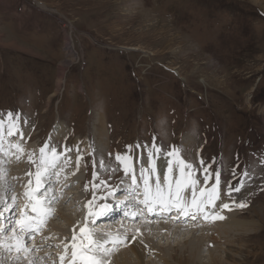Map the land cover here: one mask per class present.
<instances>
[{
  "label": "rangeland",
  "instance_id": "obj_1",
  "mask_svg": "<svg viewBox=\"0 0 264 264\" xmlns=\"http://www.w3.org/2000/svg\"><path fill=\"white\" fill-rule=\"evenodd\" d=\"M9 111L19 114L23 133L22 139L18 133L9 141L19 140L25 151L19 159L14 149L7 156L0 154L7 179L25 169V148L38 156L46 142L57 151L70 149L59 150L63 152L56 169L59 184L70 167L71 150L82 154L79 171L68 179L74 180L51 204L53 214L40 234L27 240L31 251L19 254L16 264L33 256L41 257L34 264H55L63 251L57 245L72 231L55 214L56 207L64 215L72 210V217L85 223L96 219L85 207L93 199L94 160L99 173L95 183L102 179L116 188L128 176L116 154H125L131 145L130 165L144 154L149 166V150L156 163L153 143L162 148L163 156L178 149L199 180L205 175L201 161L211 165L213 175L206 188L216 182L217 169L226 191L229 182L235 188L243 179L241 190L232 196L246 202L244 210L252 212L242 210L241 217L253 215L260 226L221 239L220 245L207 242L206 246H218L215 251L222 260L218 264H264V0H0V113L6 117ZM99 118L102 130L96 128ZM56 128L58 136L49 141ZM25 133H31V141ZM100 134H105L104 142ZM83 144L90 149L86 154L81 151ZM101 159L106 170L99 167ZM171 159L175 162L176 157ZM112 168L118 170L113 173ZM246 171L249 175L242 176ZM30 179L35 181V176ZM14 182L8 181L17 191L10 190L8 196L9 203L13 194L17 196L19 218L25 198L16 193L24 191L26 181L21 176ZM96 193L106 195L103 186ZM123 193L118 191L114 200ZM101 203L107 199L96 200L93 211ZM121 215L108 222L116 226ZM7 217L5 212L4 220ZM138 219L136 225L145 222ZM102 223L91 228L101 227L105 234L114 231ZM197 228L183 232L194 233ZM150 230L144 236L167 251L168 246L182 244L183 233ZM10 233L11 229L4 236ZM35 241L39 244L31 247ZM149 253L144 264H163ZM206 254L201 249V261H207Z\"/></svg>",
  "mask_w": 264,
  "mask_h": 264
},
{
  "label": "snow or ice",
  "instance_id": "obj_2",
  "mask_svg": "<svg viewBox=\"0 0 264 264\" xmlns=\"http://www.w3.org/2000/svg\"><path fill=\"white\" fill-rule=\"evenodd\" d=\"M19 114H13L9 111L6 117L3 113H0V154L7 156L11 150H15L17 159L19 155L24 153L21 142L18 140L16 143L10 141L5 148V142L9 138L19 133L21 139L23 133L19 131ZM26 123V121H25ZM5 125H7V134L5 135ZM155 140V138H153ZM128 152L125 154L117 153L115 159L119 162L120 167L123 169L125 175H129L131 172V183L124 187V181L121 180L120 185L116 188H112L107 184L105 180H100L99 183H95L99 173L96 171V162L93 161L94 171L92 173L93 183L91 185L93 189V199L89 200L85 205L89 210V216H95L97 218L104 217L110 213L113 208H120L123 211L125 218H131L133 220L137 218L144 219L147 222L149 217H170L175 220L179 217H191L193 220L200 216H203L205 220H222L224 217L220 214V211L215 209L216 201L220 199L219 186L221 184V170L217 169L215 172L216 182L212 184L211 188L199 187V181L194 176L192 171L193 165L187 162L185 159L178 155L179 150L173 148L168 152L164 159L161 160L160 170H163L164 161L167 162L168 170L164 172L163 182H161L159 176H157V167L153 160V154L149 150V168L145 169L141 167L140 177L135 175V170L130 167L132 157L129 155L131 152V145L126 146ZM140 145H137L139 148ZM145 148L148 146L145 145ZM152 148L159 154L162 152V148H158L153 143ZM50 149V151H49ZM65 152L70 151L65 147ZM78 153L80 152L77 147ZM63 153H58L56 147L50 146L48 142L39 149V156L29 154V160L35 164V172L27 173L28 176H35V186L33 187V181L28 180L27 185L24 187L22 195L25 198V204L20 209L19 218L16 217L14 209L17 207V196L13 194L11 196V203L8 200V192L11 190L7 181L6 169L0 167V207L4 208L3 212H0V219L4 218L5 212L11 214L7 217V223H0V234L7 232L11 228L10 236H3L0 238V249L8 252L15 250V260L20 259V253H28L31 251L27 246V240L33 238L38 232H40L47 219L53 214L51 209V203L55 200V196L51 195L53 189L48 187L53 182V176L57 179L60 173L56 171L59 167V161ZM176 157L175 167L179 168V176L171 177L169 174L173 172L174 162L167 157ZM82 159V154L77 156V169L79 168V162ZM69 161H65L67 164ZM2 163V161H0ZM99 167L106 170L104 160L101 159ZM201 167L205 173L203 183L207 185L209 179L213 175L211 171V165H204L201 161ZM118 169L112 168L114 173ZM235 175V173H234ZM249 173L246 171L242 173V176H247ZM151 177H155V182H151ZM174 181V182H173ZM103 189L106 192L105 196H97L96 190ZM243 186V179L241 183L233 188L231 182L228 183L227 193L231 197L233 191L239 192ZM191 187L192 195L189 200L185 194V189ZM126 193L123 200L116 201L115 204L101 203L99 209L93 211V205L96 200H106L108 197H114L117 191L120 189ZM88 189V185H85V190ZM43 190V195H38ZM197 190L199 195H197ZM219 209H229L228 203L221 202ZM236 207H247L246 202H240L236 204ZM175 213V215H173ZM95 223V221H93ZM123 227V225H122ZM128 231L140 232L139 228L126 229ZM108 238L97 239L95 237V229H89L87 227L80 228L79 237L73 232L71 242H63L58 247L63 248L62 253H58L60 264H107L106 257L111 254L117 245L124 244L127 237L126 234L121 236L117 234L115 237L111 233L106 234ZM131 239L135 241L136 235H132ZM111 244L112 247L108 245ZM35 247V245L33 246ZM69 248L71 249L69 256ZM29 264H34L33 260L29 261Z\"/></svg>",
  "mask_w": 264,
  "mask_h": 264
},
{
  "label": "bare ground",
  "instance_id": "obj_3",
  "mask_svg": "<svg viewBox=\"0 0 264 264\" xmlns=\"http://www.w3.org/2000/svg\"><path fill=\"white\" fill-rule=\"evenodd\" d=\"M96 126H97L96 127L97 130H102L103 124L100 121V118H99V121H97ZM58 129L59 128H56L52 131V134L49 136V139H48L49 141H52L53 139H55L58 136V132H59ZM6 134H7V130L5 131V135ZM100 136L102 137L101 138L102 142H104L105 140L103 139V136H105V134H100ZM24 138L27 139L28 141H31V139H32L31 133H25ZM8 141H6L5 144L8 143ZM48 143H50V142H48ZM83 145L84 146L81 149V151H82V153L86 154L89 152L90 149H89L87 144H83ZM25 149L27 151V152H25L26 156L24 159H22L25 162V167H24L25 169H23V170L20 169L18 171V173H13V175L10 174L9 179H7L10 182L15 183L14 181L17 178L23 176V179L26 181V185H27L28 180L30 179V176H28L27 173L35 172V164L29 160V154H34L36 157L38 155L32 148H25ZM75 149H77V148H75ZM59 150L57 151L58 153H60V151H63L64 149H62L60 151ZM154 151H156V150H154ZM37 152L39 153V150H37ZM61 153H63V152H61ZM154 154H155V161H156L155 164L157 167V176H159V178L162 179L164 172H166L168 170L167 162H166V160L164 161L163 170L161 171L160 170L161 160L164 159L165 156L159 154V158H158V154L157 153H154ZM143 155H142V157L138 156L137 162H135V159H134L133 163H131V165H130V167L135 170V175L138 178V182H140L139 181L140 174H138V173H140L141 167H143L145 169L149 168L148 165H145L146 159L143 158ZM70 157H71V160L69 162L70 167H66V169L64 171L63 177L65 179L62 181L63 183L59 184V179L53 178L52 186H50V188L53 189V192L51 193V195L55 194L54 195L55 196L54 201H57L59 198H62V196L65 192L66 186L70 185L72 180H74V178L72 180H68V179L71 178L73 176V174H75L79 171L78 170L79 168L77 169V152L74 150H71ZM167 158L171 159L172 157H167ZM10 163H11V161H10ZM136 170L138 173L136 172ZM131 175H132V173L130 172L129 175L125 178L126 180L124 181V183H126L127 185L131 183ZM169 175L171 177L179 176V168L175 167V164H174L173 172L170 173ZM196 178L199 181V187H205V185L203 183V179L199 180V178L197 176H196ZM221 179H222V176H221ZM151 182H153V183L155 182V177H151ZM161 182H163V179L161 180ZM8 184H11V183H8ZM34 186H35V181H33V187ZM10 189L12 190L15 188H12L10 186ZM57 190H59V191H57ZM42 191L40 193H42ZM118 191L122 192L123 189H120ZM118 191H117V194H118ZM61 192H63V193H61ZM19 193L22 194L23 191L21 192V190H19L16 194H19ZM43 194H44V192H43ZM123 194L126 195L125 192ZM185 194L187 195L188 199L190 200L191 195H192L191 187L185 189ZM219 194H220V199L216 201V205L214 207L216 210L220 211V214L224 217V219H222V220H212V219L205 220L203 218V216H200L195 220H193L191 217H180V219H181L180 221H176L175 223L170 221L169 223H167L166 221H163V222L158 221L157 222L153 218H151V219H147V221H149V222H144V221L140 222L139 221V223L136 225V221L131 219V218H117L116 221L118 224L115 226V225H111V223H113V222L109 223L108 221L109 220H115V218H116L115 216L118 215V214H116L115 211H118L120 208H113V210L110 213H108V215H106L104 217H100V218L96 217V219L94 218V220L92 219L93 221H95V223H93V221L85 223L82 220V218L78 219V218L72 217L71 208L76 206L77 203H74V205L72 204V206H70L71 208L69 207L70 208L69 211L70 210L71 211L67 215H64V213L59 209V207L58 208L56 207L54 209V211H55V214L60 215L61 217H63V219L66 220L67 224H69L70 229L72 228L71 229L72 231H70V233L67 235L68 237H65L64 242L65 241H67L69 243L71 242V239L73 236V234H71V232L73 233L76 230L75 233L79 237L81 227H87L89 229H92L91 226H93V224H98V222H100V221H103L102 224H104V223L106 224L105 227L110 226L111 227L110 229L114 230V231L112 230L113 231L112 233L115 236L117 234H120L121 236H124L126 234L127 239H126L125 243L120 248L117 249L116 253L111 254L105 258L107 261V264H144L143 262L145 259V255L148 254V252H151V254L149 253L150 255L157 256V258L163 264H198L197 261L199 262V264H218L219 262L221 263V261H222L220 255L218 256L216 251H215V250H218V248H217L218 246L214 249H209V247L206 246L207 242H211V244L213 243V244L220 245L221 239L223 240L226 238L227 240H229L228 237H230V236L237 235V234H240V233L245 232V231H250L252 228L260 226L259 221L257 219H254L253 215H252L251 219H243L241 217V214H243V211L251 212L250 209L247 208L246 210H244V208H240V210H236V209H238L236 207V204H239V201L237 202L235 200V198L232 196V194H231V197L228 196V193L226 191V187H224V184H220ZM122 195H121V197L123 198ZM197 195H199L198 190H197ZM121 197H118L115 200L116 201L123 200ZM9 198H10V196H8V200H9ZM115 200H114V197L107 198V203H110L111 201L113 202ZM221 202L228 203L230 205V210L229 209H219L218 206ZM24 204H25V202H24ZM0 210H1V207H0ZM14 211H15V209H14ZM10 214H11L10 212H7L8 216ZM140 219L141 218H139L138 220H140ZM186 219H191V220H190V222H187ZM87 221H88V218H87ZM0 223L6 224L7 219L4 220V218H3V221L1 219ZM48 224H49V221H48ZM122 225L127 226V227H122ZM174 225H177V226H174ZM102 226H104V225H102ZM199 226H201V227H199ZM203 226H205V228H202ZM154 227H155V230H153V231H157L159 233L167 232L169 235H175V236L183 233L182 237H181L183 239L181 241L182 244L180 246H178L177 248L168 246L169 251H167L164 247H162L160 245L159 246L155 245L154 243H152L151 238L144 236V233L147 231H150L152 233V231L150 229H153ZM191 227H198V228H197L196 232H194V233L183 232L184 230H186V228H191ZM53 228H55V226H53ZM135 228H139L140 232L136 233L134 231H128L127 233H125L126 229H135ZM10 229L11 228H9V230H7V231H10ZM56 229L60 230L59 227H56ZM100 229H101V227H100ZM100 229L95 230V237L97 239H101V240L108 238L106 234H103L104 233L103 230H100ZM66 230L62 229V232L66 231ZM54 232H56V231H54ZM199 232H200V235L198 236L197 233H199ZM6 233L7 232L0 234V238H2ZM11 234L12 233H10L8 236H10ZM37 234H40V232H38ZM70 234H71V236H70ZM134 234L137 236V239L135 241H133L131 239L132 235H134ZM102 235H104V236H102ZM41 237L49 238L44 233L41 234ZM28 241H31V239H28ZM38 244H39V241L38 242L35 241V243L33 245H31V247H33L34 245L37 246ZM201 249L207 251V254L205 255V257L207 258V261H205L203 259L205 262L201 261V258L203 257V255H201ZM70 252H71V249H70ZM6 253H8V254H6ZM2 254L3 255L6 254V256L0 257L1 260L3 258H5V260H3V262H7V264H16L17 260L13 259V257H15L17 255L15 250H13L12 252L9 253L8 251L0 249V256H2ZM10 254H12V255H10ZM20 254L26 255L27 253L22 252ZM57 257H59V256L57 255L56 258ZM35 258L36 257L33 256V258H31V259H27L28 262H25V263L29 264V261L34 260ZM1 260H0V264H2ZM36 260L38 263V261L41 260V257L36 258ZM147 262H149V261L147 260ZM25 263H23V264H25ZM37 263H35V264H37Z\"/></svg>",
  "mask_w": 264,
  "mask_h": 264
}]
</instances>
